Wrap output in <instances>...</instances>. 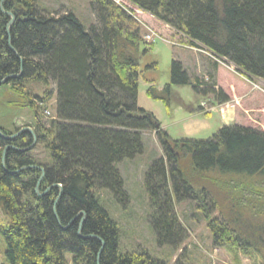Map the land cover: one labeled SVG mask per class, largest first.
I'll list each match as a JSON object with an SVG mask.
<instances>
[{
    "label": "trees",
    "instance_id": "obj_1",
    "mask_svg": "<svg viewBox=\"0 0 264 264\" xmlns=\"http://www.w3.org/2000/svg\"><path fill=\"white\" fill-rule=\"evenodd\" d=\"M91 1L97 22L86 27L71 10L55 14L36 0H0V80L6 79L0 97L7 88L20 101L10 105L32 113L26 125L32 133L0 125L7 263L167 264L147 252L119 253V228L96 193L108 190L125 204L117 165L142 153L140 132L153 129L163 157L144 172V188L157 245L180 248L186 229L175 205L188 199L208 219L213 247L225 248L235 264L240 253L255 251L264 264V130L232 124L207 139L169 140L136 105L146 51L138 23L126 6ZM127 1L225 57L242 75L264 81V0ZM7 12L14 16L8 29ZM29 82L41 83L43 92L32 93ZM187 84L196 91L200 82L173 62L170 82L159 90L148 86L146 95L168 113L173 85ZM206 92L227 99L221 88ZM54 95L55 116L47 121L43 108ZM33 135L48 151L47 161L32 154ZM212 209L217 216L210 217ZM184 258L179 254L174 264H185Z\"/></svg>",
    "mask_w": 264,
    "mask_h": 264
},
{
    "label": "rangeland",
    "instance_id": "obj_2",
    "mask_svg": "<svg viewBox=\"0 0 264 264\" xmlns=\"http://www.w3.org/2000/svg\"><path fill=\"white\" fill-rule=\"evenodd\" d=\"M115 4L126 6V11L138 23L139 35L145 54L139 59L142 75L138 78L136 105L151 113L159 123L160 132L169 140L211 137L221 126L242 124L264 130V81L248 78L238 71L225 57H218L202 44L190 39L169 25L158 21L149 13H143L127 0H113ZM36 6L46 12L63 13L71 10L88 27L97 22V5L91 0H36ZM11 13V12H10ZM13 15V14H12ZM177 62L190 77L200 82L196 91L190 85H173L174 97L167 113L161 101L146 95L148 86L162 89L170 82L171 64ZM216 65V66H215ZM55 92L54 84H50ZM232 86L233 88H227ZM28 89L40 95L44 87L38 82H29ZM221 88L225 100H218L215 94L206 92ZM0 97V125L11 129L22 128L32 121V113L10 104L20 102L6 88ZM194 91V92H193ZM55 95L43 108L45 120L53 119ZM143 151L131 159L121 161L117 166L127 192L124 205L118 203L108 190H97L100 203L116 221L119 228L118 252H147L153 257L174 264L179 254L184 255L185 264H235L232 254L223 247H213L208 229V219L196 211L194 202L182 200L175 205L178 217L186 229V238L180 248L158 246L155 235L147 221L149 214L148 196L144 188V172L154 160L163 157L161 140L156 130L140 132ZM35 158L49 159L48 151L41 144L33 143ZM210 217L218 212L211 210ZM8 216L0 206V228L7 225ZM5 243L0 234V264H8ZM182 252V253H181ZM246 255L240 253V264H261L255 251Z\"/></svg>",
    "mask_w": 264,
    "mask_h": 264
},
{
    "label": "water",
    "instance_id": "obj_3",
    "mask_svg": "<svg viewBox=\"0 0 264 264\" xmlns=\"http://www.w3.org/2000/svg\"><path fill=\"white\" fill-rule=\"evenodd\" d=\"M6 14L10 16V20H9V22H8V24H7V29H8V27H9V26L11 25V23L14 21V16H13L12 13H10V12H7ZM5 80H6V79L0 80V84L4 83ZM23 130L32 133V129H30L29 127L22 128V129L20 130V132L23 131ZM18 133H19V132H18ZM18 133H15V134H13V135H11V136H9V137H13V136H15V135L18 134ZM0 135H2V134L0 133ZM7 138H8V137H7ZM34 142H35V137H34V135H33V143H34ZM21 150H25V149H21ZM41 176H42V174L40 175V178H41ZM40 178H39V179H40ZM35 189H36V188H35ZM36 192H37V189H36ZM40 195H41V194H40Z\"/></svg>",
    "mask_w": 264,
    "mask_h": 264
},
{
    "label": "bare ground",
    "instance_id": "obj_4",
    "mask_svg": "<svg viewBox=\"0 0 264 264\" xmlns=\"http://www.w3.org/2000/svg\"><path fill=\"white\" fill-rule=\"evenodd\" d=\"M242 192V191H241Z\"/></svg>",
    "mask_w": 264,
    "mask_h": 264
}]
</instances>
